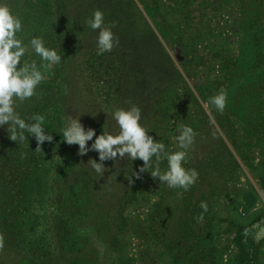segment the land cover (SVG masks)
Masks as SVG:
<instances>
[{
  "label": "rangeland",
  "instance_id": "374dc122",
  "mask_svg": "<svg viewBox=\"0 0 264 264\" xmlns=\"http://www.w3.org/2000/svg\"><path fill=\"white\" fill-rule=\"evenodd\" d=\"M0 4L21 19L25 44L40 37L61 56L41 69L37 94L15 107L27 123L43 115L53 141L36 152L33 136L25 133L28 139L16 143L8 125L0 128V264H251L242 239L256 243L254 262L264 264V239L244 234L264 221V0ZM95 10L106 25L116 22L119 44L103 55H97V32L86 25ZM33 60L46 63L31 49L21 63ZM222 90L221 113L210 98ZM132 104L169 153L182 150L177 127L193 129L183 167L199 178L188 191L170 189L150 172L137 179L139 159L105 161L101 177L88 165L99 162L98 152L80 156L78 145L63 140L69 115L97 136L118 134L112 114ZM160 168L167 170L166 159ZM70 178L84 200L75 205L78 218L68 232L59 220L69 207ZM201 201L208 210L198 222Z\"/></svg>",
  "mask_w": 264,
  "mask_h": 264
},
{
  "label": "clouds",
  "instance_id": "9594fccd",
  "mask_svg": "<svg viewBox=\"0 0 264 264\" xmlns=\"http://www.w3.org/2000/svg\"><path fill=\"white\" fill-rule=\"evenodd\" d=\"M86 25L97 32L96 50L97 55L110 52L118 46L119 40L112 29L116 22L111 25L104 23V13L95 10ZM23 31L22 21L15 16L6 4H0V128L8 125L6 131L8 138L16 143H23L28 136H33L37 141L36 152L42 151V145L52 142L54 137L46 133L43 127L45 117L41 114H33L29 119L33 123H27L15 111L16 102L24 103L34 97L37 87L44 81V71L50 69L54 64L61 61V56L54 49L45 46L40 37H33L28 44L18 36ZM35 52L40 59L46 63L39 66L35 60L21 63L22 58L29 52ZM131 104V101H128ZM210 103L216 110L223 112L227 104V93L219 92L210 98ZM113 119L119 128L118 134L112 135L105 131L99 136L93 128L85 129L79 118L67 116L65 126L62 129L63 140L69 145H78V155L84 156L89 151H96L99 154V162L90 159L88 165L102 177L107 171L105 161L108 160H142L143 166L138 172H134L137 179L144 172H150L153 179H158L161 184H166L170 189H183L188 191L199 178L196 169H186L183 163L186 162L187 153L194 143L195 133L186 125L177 127L178 135L176 140L181 151L167 152L165 145L149 135L147 129L140 123L142 118L141 109L132 104L128 109L118 108L113 112ZM95 137L91 147L88 142ZM23 158V157H22ZM153 158H155L153 160ZM167 160V170L161 171L160 164ZM151 169V171H149ZM132 176V177H133ZM132 177L128 178L130 183ZM200 207L203 212L196 218L203 222L204 213L208 210L207 202L201 201ZM245 236L252 235L259 243L264 239V221L254 224L252 228H245Z\"/></svg>",
  "mask_w": 264,
  "mask_h": 264
},
{
  "label": "trees",
  "instance_id": "16d2710c",
  "mask_svg": "<svg viewBox=\"0 0 264 264\" xmlns=\"http://www.w3.org/2000/svg\"><path fill=\"white\" fill-rule=\"evenodd\" d=\"M71 160H72V158H71ZM69 163H68V165H71ZM71 167H72V165H71ZM64 172H66V166L61 168V171H60L61 176L63 175ZM75 179L70 178L68 180V182H69V191H67V197H68L69 207H68V209L65 211V213L63 214V216L59 220V222H62L65 226H67L66 228L68 229V232H69V229H71L74 226L75 220L78 218V214H77L78 209L75 208V205L78 206L77 203L82 202L84 200V199L82 200L75 193L76 190H74L73 187L75 186L76 189L79 187L75 183ZM87 207H88V205H87ZM66 234H67V232H66ZM68 236L70 237V234H68ZM75 237H76V235H75ZM240 242H241V245H242V248H243V252L247 253L246 254V259L250 260L251 264H255L254 261L256 260V252H255V249H256V246H257L256 243H252L250 241H248L246 243L243 239ZM250 248H251V250H250V252H248V250ZM251 251H253V252H251ZM248 254H250V255L253 254V255H251L252 256L251 258H248L247 257ZM65 263H67V262H65ZM72 264H85V262L83 263V262L75 261V262H72ZM86 264H98V261L96 259H93L92 263L90 261L89 263H86Z\"/></svg>",
  "mask_w": 264,
  "mask_h": 264
}]
</instances>
